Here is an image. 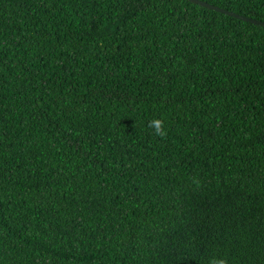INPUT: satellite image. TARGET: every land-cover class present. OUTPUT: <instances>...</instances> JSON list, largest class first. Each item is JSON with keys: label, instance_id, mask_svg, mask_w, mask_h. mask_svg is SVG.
<instances>
[{"label": "trees", "instance_id": "obj_1", "mask_svg": "<svg viewBox=\"0 0 264 264\" xmlns=\"http://www.w3.org/2000/svg\"><path fill=\"white\" fill-rule=\"evenodd\" d=\"M204 1L264 22V0ZM214 256L264 264V25L190 0H0V264Z\"/></svg>", "mask_w": 264, "mask_h": 264}, {"label": "clouds", "instance_id": "obj_2", "mask_svg": "<svg viewBox=\"0 0 264 264\" xmlns=\"http://www.w3.org/2000/svg\"><path fill=\"white\" fill-rule=\"evenodd\" d=\"M150 127L154 129L157 136L163 137L166 135L164 121L162 119L157 118L150 121ZM207 264H227V261L220 256H214L207 262Z\"/></svg>", "mask_w": 264, "mask_h": 264}, {"label": "water", "instance_id": "obj_3", "mask_svg": "<svg viewBox=\"0 0 264 264\" xmlns=\"http://www.w3.org/2000/svg\"><path fill=\"white\" fill-rule=\"evenodd\" d=\"M190 1H193L195 3H199V4L203 5V6L218 10L220 12H224V13H228L230 15H234V16H236L238 18H241V19H245V20H248V21H251V22H255V23H259V24L264 25V22L261 21V20H257V19H253V18H250V17H247V16L240 15L238 13H235L233 11L227 10L225 8H221V7L217 6V5L211 4V3L206 2L204 0H190Z\"/></svg>", "mask_w": 264, "mask_h": 264}]
</instances>
